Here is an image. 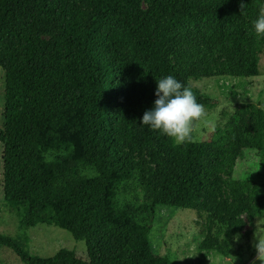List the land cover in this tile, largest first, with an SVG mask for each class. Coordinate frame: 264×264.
Masks as SVG:
<instances>
[{
    "label": "trees",
    "instance_id": "obj_1",
    "mask_svg": "<svg viewBox=\"0 0 264 264\" xmlns=\"http://www.w3.org/2000/svg\"><path fill=\"white\" fill-rule=\"evenodd\" d=\"M145 1L0 0L2 186L18 221L15 235L0 233V248L23 264H172L152 251L154 208L208 213L219 196L207 191L222 182L232 235L243 214L264 216L258 185L236 177L246 153L264 171V138L232 127L214 140L177 146L140 126L155 80L176 77L204 105L190 81L206 77L213 56L222 59L218 77H256V45L264 38L252 31L253 20L232 18L236 0ZM87 3L92 14L84 21L76 7ZM48 23L59 34L45 47ZM144 149L153 168L134 157ZM131 187L142 191V205L120 199ZM41 224L84 241L88 260L66 249L32 256L28 232ZM213 242L228 255L224 241L210 237L204 246Z\"/></svg>",
    "mask_w": 264,
    "mask_h": 264
},
{
    "label": "rangeland",
    "instance_id": "obj_2",
    "mask_svg": "<svg viewBox=\"0 0 264 264\" xmlns=\"http://www.w3.org/2000/svg\"><path fill=\"white\" fill-rule=\"evenodd\" d=\"M144 7L146 1L141 0ZM245 6L241 8V4ZM262 5V0H236L232 18L254 20ZM76 12L84 20L92 14L89 3L76 7ZM59 34L58 28L48 23L41 32L45 47L50 46ZM258 75L254 78L218 77L214 73L222 61L213 56L212 69L200 81L191 80L193 87L205 97L204 115L195 123L193 135L195 142L214 140L226 130L234 127L240 132L249 133L255 138H264V40L256 45ZM174 63V59H171ZM196 63L190 70L198 67ZM188 70L187 72H189ZM5 67L0 58V128H3L5 112ZM3 145L0 143V233L15 235L18 221L7 206L4 198L3 182ZM136 161L145 160L153 168L149 159V149L136 150ZM218 175L227 180L224 170ZM236 177L256 183L259 194L264 197V171L257 165L253 153H246ZM208 193L218 194L215 208L210 212H196L178 208L157 206L153 211L152 230L149 235L152 251L158 256H167L172 264H264V247L257 251L256 245L264 246V216L243 214L241 224L235 234H231L224 223L227 215L220 203L230 201L227 185L211 187ZM120 199L123 203L136 206L143 204V193L139 188H129ZM29 251L32 256L50 258L60 250L75 251L78 258L88 260L87 246L84 241H76L73 236L53 225L41 224L31 228ZM224 241L229 247L228 255L223 256L215 250V243L206 248L209 238ZM0 264H23L7 249L0 248Z\"/></svg>",
    "mask_w": 264,
    "mask_h": 264
},
{
    "label": "clouds",
    "instance_id": "obj_3",
    "mask_svg": "<svg viewBox=\"0 0 264 264\" xmlns=\"http://www.w3.org/2000/svg\"><path fill=\"white\" fill-rule=\"evenodd\" d=\"M244 6L242 3L241 8ZM251 24L256 36L264 38V0ZM155 83V99L152 107L140 118V126H147L177 146L193 142L194 126L204 115V105L197 101L187 85L172 75L163 76ZM256 247L258 251L264 246L257 244Z\"/></svg>",
    "mask_w": 264,
    "mask_h": 264
}]
</instances>
